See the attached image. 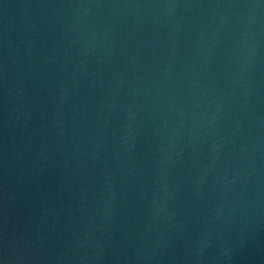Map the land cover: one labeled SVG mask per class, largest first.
I'll return each instance as SVG.
<instances>
[{"label": "water", "instance_id": "water-1", "mask_svg": "<svg viewBox=\"0 0 264 264\" xmlns=\"http://www.w3.org/2000/svg\"><path fill=\"white\" fill-rule=\"evenodd\" d=\"M0 264H264V0H0Z\"/></svg>", "mask_w": 264, "mask_h": 264}]
</instances>
